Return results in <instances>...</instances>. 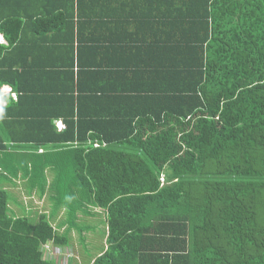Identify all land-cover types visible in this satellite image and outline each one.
<instances>
[{
    "label": "trees",
    "instance_id": "1",
    "mask_svg": "<svg viewBox=\"0 0 264 264\" xmlns=\"http://www.w3.org/2000/svg\"><path fill=\"white\" fill-rule=\"evenodd\" d=\"M0 33V264H79L101 219L83 264H264V0H0ZM48 172L62 215L14 194Z\"/></svg>",
    "mask_w": 264,
    "mask_h": 264
},
{
    "label": "rangeland",
    "instance_id": "2",
    "mask_svg": "<svg viewBox=\"0 0 264 264\" xmlns=\"http://www.w3.org/2000/svg\"><path fill=\"white\" fill-rule=\"evenodd\" d=\"M2 93L3 94H10L13 98L17 97V93L13 92L12 89H8L5 87H2ZM5 103H6V101L0 98V105H5ZM68 164L69 165H68L67 173H63L61 175L65 176L67 174L66 178L68 179V186H67L68 189L71 188L72 186H73V189H76L78 186V182L75 181V174H74L75 164L72 161H70ZM49 172H50V169H49ZM49 172L46 173V178H47V182H48L47 183L48 188L46 190V196H47L46 202H47V205H54V207H52L51 209L54 208L55 212L58 209V206H59V208L61 206L59 213H61V215H62V213H64V209L69 210V204H70L69 195L70 194L67 192L66 188L64 187L63 190H61V194H62V196H64V199H65L64 201H62V202H64V205L61 203H60L61 205L58 204L59 201L61 200V198L59 199V201H57V198H54V196L57 195L56 190H52V189L50 190V182L55 179L56 175L54 172H51V173H49ZM38 179H40V178H38ZM6 182H7V179L1 174L0 175V187H4V183H6ZM62 186H64V185H62ZM20 187H22V188H20ZM20 187H19V189L15 188V191H16V194L19 195L20 198H22L24 200L25 205H29L31 202L35 208H37V205H41L40 203H38V200H39L38 195H40L39 192H38V195L37 194L35 195V199L34 198L32 199V198L28 197L27 192L25 191L24 187L21 184H20ZM63 215L65 217H67L66 214H63ZM100 215L101 214L98 215L99 216L98 218L101 217ZM84 219L85 220H80V225H83L84 223H86V221H87L86 219L90 220V218H86V217ZM102 223L103 222L101 219L99 228L98 229L95 228L94 238H93V235H91V236L88 235L87 240L88 241L90 240L91 243H87L86 245L83 244V242L81 240H79L81 235L79 234V232L77 230L72 231V233H71L72 235L71 234L69 235V237H70L69 247L71 246L75 250V252H74V255H75L74 256V258H75L74 263L79 262V264H83L84 260H86V258H88V256L89 257L95 256V254L100 252V249L102 250V248L104 246H106L105 237L103 234L105 227L102 225ZM93 227H94V225H92V228L90 230H92ZM74 244L76 247L74 246ZM63 248H66V247H63ZM76 250H77V252H76ZM62 261H63V259H62Z\"/></svg>",
    "mask_w": 264,
    "mask_h": 264
},
{
    "label": "crops",
    "instance_id": "3",
    "mask_svg": "<svg viewBox=\"0 0 264 264\" xmlns=\"http://www.w3.org/2000/svg\"><path fill=\"white\" fill-rule=\"evenodd\" d=\"M15 8V7H14ZM11 11H14V10H18V8H15L14 10H13V8H11L10 9ZM140 33H145V32H143V31H138V32H136L135 33V35L136 34H140ZM2 37H3V34H0ZM26 36V35H25ZM27 36L30 38V36H31V34L30 33H28L27 34ZM4 38V37H3ZM5 40V39H4ZM5 42H6V40H5ZM138 41H136L135 42V44L137 43ZM138 43H140V40H139V42ZM149 45H147V46H145V48L146 47H148ZM156 61V60H155ZM147 64H148V59L145 61V65L147 66ZM143 77H144V80H146L147 82V86H148V88L151 90V87H152V85L153 84H156V83H158V81H157V75H153L152 73H149L148 72V70L146 69L145 70V72H144V74L142 75ZM92 83H94V82H92ZM5 88H9L10 86H8V85H5L4 86ZM101 108V105H98V107L97 108H91L92 110H93V112H98V109H100ZM99 113V112H98ZM102 117H100V118H93L91 121H88V122H86V126H88L89 125V123H94V124H97V126H99V127H102V122H100V119H101ZM59 122H62L63 124H65V122L62 120V118H56V119H53V124H55V128H56V130L57 131H60L59 130V125H58V123ZM19 127H15L14 129H22L21 127H20V125H18ZM65 126H66V124H65ZM103 128V127H102ZM42 150H45V148L44 147H40L39 149H38V152H41ZM21 188V187H20ZM18 189H19V187H18ZM14 194H15V196H17V198H18V201H19V203L20 204H24L25 205V203H24V200L22 199V198H20V196L19 195H17L16 194V191H15V189H14ZM35 195H36V193L34 192V194L31 196V197H29V198H34L35 199ZM46 200H47V196H46V193L40 198L39 197V200H38V203H40L41 205H37V208L39 209V213H42V212H46V213H50L49 211H50V208L52 207V205H47V202H46ZM13 204V203H12ZM16 205V204H15ZM14 204L12 205L13 206V208H14V210H16V211H19V212H22V210H21V208H19V206H15ZM27 206L28 205H26V208H27ZM19 208V209H18ZM35 208V207H34ZM96 209V208H95ZM98 211H100V209L98 208L97 209ZM97 210H95V211H97ZM62 217V216H61ZM64 228H62V230H63ZM85 233L86 232H84L83 234H84V236H85ZM91 235H93V238H94V233L92 234V233H89V236H91Z\"/></svg>",
    "mask_w": 264,
    "mask_h": 264
},
{
    "label": "clouds",
    "instance_id": "4",
    "mask_svg": "<svg viewBox=\"0 0 264 264\" xmlns=\"http://www.w3.org/2000/svg\"><path fill=\"white\" fill-rule=\"evenodd\" d=\"M0 34H2V33H0ZM3 37H4V35H3ZM1 35H0V43H4V44H7V40H6V38L4 37L3 38ZM6 40V42H5V40ZM4 87V86H3ZM8 89H11V87H9Z\"/></svg>",
    "mask_w": 264,
    "mask_h": 264
},
{
    "label": "built area",
    "instance_id": "5",
    "mask_svg": "<svg viewBox=\"0 0 264 264\" xmlns=\"http://www.w3.org/2000/svg\"><path fill=\"white\" fill-rule=\"evenodd\" d=\"M58 125H59V130H62L66 127L65 124H63L62 122H59Z\"/></svg>",
    "mask_w": 264,
    "mask_h": 264
}]
</instances>
